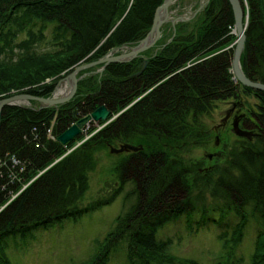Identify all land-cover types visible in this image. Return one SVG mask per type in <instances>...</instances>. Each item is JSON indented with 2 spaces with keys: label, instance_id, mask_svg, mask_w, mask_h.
Masks as SVG:
<instances>
[{
  "label": "trees",
  "instance_id": "obj_1",
  "mask_svg": "<svg viewBox=\"0 0 264 264\" xmlns=\"http://www.w3.org/2000/svg\"><path fill=\"white\" fill-rule=\"evenodd\" d=\"M163 2L0 0V98L12 90L21 92L24 87H30L27 92L49 97L55 81L49 85L44 82L46 78L71 70L79 61H94L113 48L139 42L150 31L156 10ZM241 3L249 14L242 68L249 78L264 83V0ZM234 26L230 0H209L192 23L180 22L176 26L171 40H166V31L173 27L170 23L163 27L161 39L146 52L149 62L141 73L138 72L143 67V56L112 62L102 73L81 80L77 94L66 103L43 108L7 105L2 109L0 208L8 201L9 204L0 211V264H13L4 249L10 237L111 204L127 182L124 164L128 161L135 162L129 169L133 175L136 172L131 179L135 183L132 192L138 200L117 217L114 229L87 264H106L121 242L127 245L128 264H199L169 254L166 248L171 239L156 238L167 222L192 213L197 202L208 211L209 203L217 205L222 199L226 202L223 208L228 207L220 209V214L230 209L239 215L241 222L233 230L234 243L240 242L243 228L251 218L261 221L264 229V130L255 140L236 143L238 148L230 150L223 162L210 167L205 175L196 174V182L186 180L189 168L183 160L169 156L171 149L179 145L204 144L209 134L204 129V117L215 108L216 101L239 93L240 83L231 71L233 49H227L233 40L230 31ZM49 27H53L55 48L37 52L35 43L47 36ZM22 32H27L28 37L17 43ZM16 47L20 53L14 59ZM144 93L90 140L55 162L75 143L69 142L66 147L57 137L80 117L101 105L114 114ZM255 93L264 106V90ZM257 119L260 123L254 121L255 125L260 124L263 129L264 113ZM49 131L55 138L49 137ZM126 140L145 145L134 154L139 158L129 157L117 166L121 183L112 194L95 197L83 206L95 151L106 143ZM15 158L20 161L17 165L13 163ZM151 165L157 166L155 181H151L152 170L148 173ZM196 168L194 165L192 171ZM14 170H21V182L9 176ZM27 182L30 183L23 189ZM199 183L205 185L202 190L211 188L214 201L207 203L206 196L193 194ZM245 206L251 208L247 210ZM227 235L225 231L219 238ZM253 258V264H264V230L257 238Z\"/></svg>",
  "mask_w": 264,
  "mask_h": 264
},
{
  "label": "rangeland",
  "instance_id": "obj_2",
  "mask_svg": "<svg viewBox=\"0 0 264 264\" xmlns=\"http://www.w3.org/2000/svg\"><path fill=\"white\" fill-rule=\"evenodd\" d=\"M203 2H205V0H178L177 2L172 4V6L170 7L171 15H182L185 17V19L177 21L175 25H173L171 22L163 24L161 28L162 34L164 26H168V24L170 23L173 27V29H167L166 40L169 38V40L172 39L175 33L174 31H176V26H178L180 22L188 24L192 23L195 15L201 12V10H203V8L209 1L205 2L202 8L198 10L197 8H199L201 6V3ZM193 12L195 13V15L193 14ZM245 14L248 13L245 11ZM52 28L53 27H49V29H47V36L43 40L35 43V49L37 50V52L54 50L55 46L52 42ZM230 33L233 36V40L229 44L227 49H233L234 59V51L236 48L235 41L238 37L235 26L231 29ZM27 37V32H22L16 39V42L18 43ZM137 43L125 44L122 45V47L113 48L103 57L116 56L121 53H126ZM14 50V59H17L20 53V49L19 47H16ZM146 52L147 50L142 52V55H139L143 56L142 58L144 59V61L148 60L149 57V54H146ZM91 62L93 61H79L78 64L73 66L74 68L72 67L73 69L71 68V70H66L62 74L46 78L44 82L49 85L54 83L53 81H55L54 92L49 97H60L57 96V92H60L61 89L69 90L70 84H72V80L68 79L69 74L76 67L89 64ZM103 66L104 64H95L88 68L82 69L77 73L76 77L79 80L75 95L78 92L79 82L83 79H88V77L92 76L93 74L102 73L107 67L106 66L103 69ZM231 71L233 72V62ZM233 78L237 80L235 74L233 75ZM243 86L244 85L240 83L238 94L224 100L216 101L215 108L212 109L210 114L204 117V129L209 132L204 144H197L193 142V144H187L185 146L179 145L171 149L172 153L171 155H169L170 159L177 158L178 160H183L185 162V165L189 168L186 174L189 178H187L186 176V180L194 181V177L196 174L201 173L205 175L210 167L214 166L217 162H223L227 158V156L230 155V150L235 147L238 148V145H236V143H238L242 139L255 140L257 136L262 134V131L264 130V122L262 124L263 129H261L259 125L253 126L254 128L251 126L252 124H255L254 121L259 122L257 116L264 113L262 110L264 107L262 103L263 100L256 95L255 90L257 89L248 87L252 88L253 90H247L245 88L247 86ZM29 88L30 87H24L23 89H21V92L20 90H12L6 95H3V97L1 96V98L14 96L18 93L32 94L26 91ZM146 93L141 94L140 96L135 98L127 107L120 109L114 114L110 111L111 115L108 116L106 120H93L92 122L87 123L81 128V132L66 144H63L59 141L66 147L68 146L67 144L69 142L75 143L72 147H67V152L64 153L60 158L55 160V162L63 158L65 155L69 154L75 148L90 140L94 135L105 128V126L109 125L119 115L125 112L126 109L140 100ZM15 103L23 106H33L35 108L57 106H44V103L38 100H16ZM232 103L238 104L237 108L239 109L240 114H246L245 116H247V127L240 126L238 123L237 124L242 129L253 131L254 135L252 138H246L236 133L234 129L235 123L232 124V116H230V118L226 120V117L229 113L228 110L232 109ZM85 116L80 117L78 120ZM77 121H75L74 123H76ZM53 136L55 135L52 133V131H49V137L53 138ZM102 141H104V139H102ZM124 144H132L138 147L142 146V148L133 150L127 147L122 151L113 150V148L121 149V146ZM144 148L145 145L143 143L131 142L127 140L117 141L115 144L106 143V146H100V148H98L94 153L95 165L88 175L89 188L85 194L84 200L82 201V205H86L95 197L112 194L114 189L121 183L119 181L118 173L116 170L117 166L121 164L123 160L127 161L129 157H132V159L134 157V160L139 158L138 155L136 156L134 154L143 150ZM151 161L155 163L156 159H153ZM13 163L17 165L20 163V161L15 158L13 159ZM54 163H52L51 165H53ZM134 164L135 162L133 161H128L124 164L127 166L124 172V177L126 178L127 182L122 193L111 204L106 205L97 211L84 214L75 219H66L61 222L52 224L47 228L43 226L36 227L33 228L32 232L26 235H16L10 237L6 241L4 249L11 262L13 264H87L96 255L100 247H102L101 245L104 243L106 237L114 229L117 217L122 212L124 213L125 211L130 209L129 207L133 206L138 200L137 194L135 192H132L134 190L135 183L132 182L131 179L132 177L136 176V172L134 171L135 175H133L132 170L129 169L130 166L131 168H133L132 166ZM194 165L197 166V168L194 170L196 173L192 171V167ZM151 166L152 168L148 171V173L152 170V172L154 173V177L151 178V181H155V179H157L155 175L157 176L158 173L156 170L157 166ZM43 171L38 173L31 181L36 179L39 174L43 173ZM16 172L17 171L15 170L12 171L9 176H11L12 179L17 181L19 180V182H21L22 178L19 174L21 173V170L19 173ZM30 182L24 184L23 189ZM194 182H196V180ZM202 182H204V180H202ZM204 188L205 185L199 183L198 185H196L193 194L195 196H206L205 201L207 203L214 201L215 197L212 194L211 188L202 190ZM21 191L22 190L16 192V194H14V198ZM14 198L12 196V199ZM218 200L220 202L217 205L209 203L211 209L208 211H204L207 208L206 206H203L202 203L197 202L192 213H184L177 219L171 220L167 222L163 227H161L156 234L157 240L161 241L171 239L170 245H168V247L166 248L168 249L169 254L183 259H193L199 264H221L223 263V261H225L224 264H253V256L257 248V238L259 236V233L263 232L264 230L260 223L261 221L252 218L249 219V222L243 228V234L240 242L237 241L236 243H234L236 236L233 241V230L239 225L241 220L239 218V215L230 209H228V211H226L224 215L220 214V209L224 211L228 206L226 205L227 207L223 208V205L225 206L226 202L223 200V202L225 203L223 204V202L221 201L222 199ZM8 204L9 201L0 208V211H2ZM213 207L216 208L214 209ZM244 208L248 210L251 207L245 206ZM225 231H227L228 233L226 238L229 239L231 237L232 241H228L226 238H219L221 233H224ZM106 264H128L127 245L125 244V242H121L116 246L115 251H113L109 256Z\"/></svg>",
  "mask_w": 264,
  "mask_h": 264
},
{
  "label": "water",
  "instance_id": "obj_3",
  "mask_svg": "<svg viewBox=\"0 0 264 264\" xmlns=\"http://www.w3.org/2000/svg\"><path fill=\"white\" fill-rule=\"evenodd\" d=\"M177 0H164V2L157 8L153 25L148 32L147 36L139 41L136 45L131 47L128 52L126 53H121L116 56H107L103 57L99 60L93 61L89 64H85L82 66L76 67L70 74L68 79H71L72 84L70 91L62 96V97H43V96H38L34 94H29V93H18L15 94L14 96L10 97H5L0 99V119H1V113L2 109L7 106V105H20L15 103L17 100H38L40 102H43L44 106H49V105H58V104H63L68 102L76 93L77 86H78V78L76 77L77 73L85 68H88L92 65L95 64H104V67H106L109 63L112 62H128L136 57H138L142 52L152 48L156 42L160 39L162 35V26L164 23H167L169 21L172 22L173 25L177 21L184 20L185 17L182 15H177V16H172L170 12V7L172 6L173 3H175ZM209 0H205L207 2ZM201 3V6L198 8L200 10L204 3ZM232 7H233V12L235 16V29L237 33V40L235 41L236 48L234 51V59H233V72L235 74V77L237 80L243 84L244 86L247 87H252L257 90H264V83L261 81H255L249 78L241 64V56L243 52L245 51L246 48V40H247V35H246V28L248 25V14H245L244 7L241 3V0H230ZM197 10V11H198ZM195 15V13H194ZM148 60H145L143 63V68L138 72L141 73L145 66L147 65ZM111 115L110 110L104 105H101L97 109H95L93 112H91L89 115L81 118L78 120L76 123H74L71 127H69L67 130H65L63 133H61L57 139L63 144H66L68 141L72 140L77 134L81 132V128L86 125L89 122H92L93 120L100 121V120H106L108 116ZM234 129L236 133L240 136H244L247 138H252L254 135L253 131L246 130L240 128V126L235 123L234 124ZM131 148L133 150H138L141 149L142 146L138 147L132 144H124L121 146V149H116L113 148V150L116 151H122L124 148Z\"/></svg>",
  "mask_w": 264,
  "mask_h": 264
},
{
  "label": "flooded vegetation",
  "instance_id": "obj_4",
  "mask_svg": "<svg viewBox=\"0 0 264 264\" xmlns=\"http://www.w3.org/2000/svg\"><path fill=\"white\" fill-rule=\"evenodd\" d=\"M238 104L232 103V109L228 110V115L226 117V120H228L231 117L232 119V124L233 123H238L240 126L247 127V122H246V114H240L239 109L237 108ZM252 118V117H251ZM258 124V123H257ZM249 125V124H248ZM260 126V124H258ZM256 126L255 124H252L251 127ZM254 128V127H253Z\"/></svg>",
  "mask_w": 264,
  "mask_h": 264
},
{
  "label": "bare ground",
  "instance_id": "obj_5",
  "mask_svg": "<svg viewBox=\"0 0 264 264\" xmlns=\"http://www.w3.org/2000/svg\"><path fill=\"white\" fill-rule=\"evenodd\" d=\"M70 88H71V84H70V87H69V90H70ZM68 89H61V91L60 92H57V96H64V95H66L68 92H69V90L67 91Z\"/></svg>",
  "mask_w": 264,
  "mask_h": 264
}]
</instances>
